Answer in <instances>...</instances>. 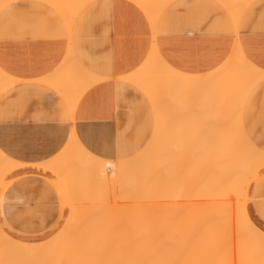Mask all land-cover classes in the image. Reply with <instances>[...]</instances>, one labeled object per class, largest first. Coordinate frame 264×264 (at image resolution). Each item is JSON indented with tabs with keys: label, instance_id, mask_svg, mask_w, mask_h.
I'll use <instances>...</instances> for the list:
<instances>
[{
	"label": "snow or ice",
	"instance_id": "obj_1",
	"mask_svg": "<svg viewBox=\"0 0 264 264\" xmlns=\"http://www.w3.org/2000/svg\"><path fill=\"white\" fill-rule=\"evenodd\" d=\"M117 7L111 0H31L4 6L7 15L0 32V64L9 63V47L13 43L22 46L30 36L35 37L37 27L48 29L49 38L60 41L62 47L66 44L67 54L44 78L60 99L57 110L45 113L40 105L26 101L13 111L0 113V185H7L0 194V214L4 217L0 264H264V0H260L258 29L254 3L210 0L200 5L215 14L218 25L208 33L201 29L202 39L195 51L197 57L206 59L207 67L195 72L167 59L159 29L148 11L152 6L143 0H136L135 7L144 12L152 36L145 33L143 37L146 55L130 69H122V56L117 55L111 37L107 42L105 38ZM85 31L89 41L103 44L104 55L93 59L89 54L87 62L76 61ZM216 46L222 49L219 56ZM15 78L8 69L0 71V95L5 99L14 91ZM69 85L105 89L104 104L85 109L79 99L67 103L63 89ZM209 109L215 110L214 118L224 130L213 142L194 134ZM82 120L96 122L89 125L87 139L78 125ZM189 122L192 127L185 131ZM132 129H138V143L129 151L127 136ZM178 133L185 155L195 158L204 153L206 175L225 160L238 161L243 169L242 174L236 170V179L230 184H214L204 193L208 200L226 201L217 213L220 220L214 231L205 232L194 222L190 234L178 242L175 257L161 255L151 260L135 255L111 258L88 245H73L74 258L65 262L58 257L68 251L67 244L61 247L67 225L63 229L57 225L38 240L24 238L31 233L21 226L38 210L36 206L52 202L56 196L75 201L74 169L71 164L58 166L74 145L81 160L94 159L102 149L123 163L133 153H146L163 137L176 138ZM37 150H45L48 158L42 163L25 162L27 154ZM150 163L149 156L145 166ZM29 168H43L51 176L43 185L26 180ZM99 194H104L103 189ZM14 195L19 197V208L11 207ZM193 241L200 243L194 247ZM185 254L191 258L184 259Z\"/></svg>",
	"mask_w": 264,
	"mask_h": 264
},
{
	"label": "crops",
	"instance_id": "obj_2",
	"mask_svg": "<svg viewBox=\"0 0 264 264\" xmlns=\"http://www.w3.org/2000/svg\"><path fill=\"white\" fill-rule=\"evenodd\" d=\"M29 2H31V0H0V32L3 31L4 25L6 23L7 14L5 12L4 6L8 4H25ZM64 2L104 3L105 0H64ZM111 2L118 7L115 9L112 27L110 29H105V38L107 42V37H111V43L116 46L117 55L122 56L120 66L122 69L127 70L130 69L132 65L138 60H140L142 55H146L143 37L145 33L148 37H151L152 28L147 23L144 12L135 7L136 0H111ZM143 2L152 6V8L150 7L148 9V11L153 16L159 29L160 39L162 41L167 59L173 64H177L182 67H189L194 72L199 69L206 68V59L197 57L195 50L199 46V42L202 39L201 29L203 28L204 33H208L209 29L218 25L215 14L209 12V10L203 7H200V5L210 2V0H155L154 2L153 0H143ZM246 2L254 3L257 6L255 10V20L258 29L261 11L259 8L260 0H246ZM67 11L69 14H71V10ZM35 31V37L30 36L22 46H17L13 43L8 49L10 62L6 64H0V71L8 69L9 71L16 74V78L12 82L14 91L9 93L10 98L5 99L2 95H0V113L4 112L5 110L13 111L17 104H22L26 101H31L36 105H40L45 113H47L49 110L55 111L58 109L60 99L56 93L51 91L44 78L48 75L50 70H54V64H57L60 60L64 59V56L67 54L66 44L62 47L60 41L49 38L47 35L49 30L44 27H37ZM87 35L88 34L85 31L83 33L85 39L77 47L75 54L76 61L83 60L87 62L89 54L93 57V59L100 58L104 55V52L102 51L103 44L97 46L95 43L87 39ZM85 45L87 48L86 50L82 51ZM216 47L217 56H219L222 54V49L220 46ZM2 52L3 50H0V54H2ZM226 77L227 74L224 78ZM193 86L196 87L200 85ZM64 92L65 94L68 93V98H70V100L73 98V100H81L85 109L89 107L99 108L105 102L106 90L97 89L95 86L91 88H81L77 85H69L64 87ZM66 96L67 95H65L66 102L71 103L72 100L69 102L70 100H68ZM208 111L205 114L206 116H204L202 119L204 122H207L210 119V121H208L210 123V127L209 129L207 127L206 130H210H207L209 134L211 131L218 133L219 131L216 132V128L217 130L220 129H218L219 121H217L218 125L216 124L217 122H215V120L212 121L215 122V124L212 123V125H216V128L215 126L212 127L211 125V119H215V110L209 109ZM212 111L214 112V116ZM207 115L209 116L207 117ZM206 118L209 119L207 120ZM203 121L200 123L202 124ZM208 122L206 125H208ZM93 123L96 122L90 120L78 121V125L81 128V134L85 135V139H87L86 133L91 131L89 125ZM190 124L184 125V128H186L184 129L185 131L191 129L192 125L188 126ZM200 126L203 127L202 129L204 130V124L198 125L195 129V133H197L196 135H199V133L200 135L202 134ZM197 128L198 130L200 129V131H198ZM213 128L215 129L214 131L211 130ZM206 130L204 131L207 134ZM112 132L115 134L114 124L112 125ZM205 133L203 132L204 135ZM218 134L221 135L220 132ZM204 135L203 137H205ZM212 135L215 136L214 134ZM200 137L202 138H200V140L208 142H213L216 140L215 138H217L215 137L213 139L211 136H208L205 139L202 136ZM166 138H170V140L172 139V137L167 136L162 138V140L165 139V141H167ZM177 138H179V135ZM177 138H174L173 141H171L172 143L174 142L173 145H175V143H181V140H179L180 138ZM170 140H168V143L170 146H172ZM158 142L160 143V141ZM127 143L129 144V151H132L138 143V129H132L128 133ZM162 143L164 142H161L160 147L167 150V146L169 147L167 142L164 144ZM179 145L181 146V144ZM91 147L95 148L96 146L91 144ZM156 147L158 149L159 145ZM177 147L178 144L175 147L176 150ZM171 148L172 147H170V149ZM174 149L170 150V152H183L181 151L182 148L180 151H176ZM179 149L180 148H178V150ZM166 150H161V152ZM98 151L99 153H104L102 149H99ZM153 152H156V150H153ZM46 158L48 157L45 150H37L35 153L29 152L26 156L25 162L38 163L43 162V160ZM186 168H188V166Z\"/></svg>",
	"mask_w": 264,
	"mask_h": 264
},
{
	"label": "bare ground",
	"instance_id": "obj_3",
	"mask_svg": "<svg viewBox=\"0 0 264 264\" xmlns=\"http://www.w3.org/2000/svg\"><path fill=\"white\" fill-rule=\"evenodd\" d=\"M155 0H153V2H154ZM160 2V1H159ZM147 3V2H146ZM155 3H157V2H155ZM154 4V3H153ZM155 5V4H154ZM152 8V7H151ZM70 11V10H69ZM64 90V89H63ZM67 93V92H66ZM64 95H67L66 96V98L68 99V100H70V98H68L69 96H68V93L67 94H65V92H64ZM74 99V98H73ZM73 99H71L72 100V102L74 101ZM71 100L69 101V102H71ZM213 110V109H212ZM208 111V110H207ZM208 112H210V111H208ZM213 112V111H212ZM212 114V113H211ZM206 116V115H205ZM209 115H207V117H208ZM213 116H214V112H213ZM213 116H211V117H213ZM210 118V117H209ZM208 118V119H209ZM207 119V118H206ZM207 119V120H208ZM206 120V121H207ZM215 120V122H217L218 120H216V119H211V125H212V123L213 124H215V122H212V121H214ZM201 121H203V120H201ZM208 121H210V119L208 120ZM207 121V122H208ZM207 122H204L203 121V123L201 124H199V125H203L204 124V126L206 125V123ZM188 124H190V122L188 123ZM217 125H218V122L216 123ZM209 125V126H208ZM208 125H206L205 127H204V130H206V128L208 127V129H209V127H210V123L208 122ZM219 125H220V122H219ZM188 126H191V124L190 125H188ZM215 126V128L217 127L216 125H212V127H214ZM187 127V126H186ZM200 128H201V133L203 134V132L205 133V131L202 129L203 127H201L200 126ZM220 128V129H219ZM184 129H186V128H184ZM188 129V128H187ZM207 129V130H208ZM218 129L219 130H217V128H216V132H220L221 133V135L220 134H218V133H215V132H210V134L208 133V131H210V130H206V132H207V134H209V135H207L206 133H205V137H203V135L201 134L200 135V133H199V135H196L197 133H195V135L196 136H198L199 138H201L200 136H202L203 138H205L206 139V137H208V136H211L213 139L215 138V137H217V138H215L216 140L217 139H219V137H222L223 136V134H224V130L219 126L218 127ZM197 130H198V128H197ZM196 130V131H197ZM211 130H215L214 128L213 129H211ZM186 131H188V130H186ZM198 131H200V129L198 130ZM223 133V134H222ZM212 134H214L215 136H213ZM217 134V135H216ZM178 135H179V133H178ZM177 135V136H178ZM219 135V136H218ZM165 137H167V136H165ZM165 137H163V138H165ZM177 138V137H176ZM173 139L174 138H172L171 140H170V138H166V140L167 141H165V139L164 140H162L164 143H166L167 142V144L169 145V143H168V140H170V143L172 144V146H170L169 145V147L167 146V148L168 149H170V147H172L170 150H172V149H174L176 146H177V144H178V147H177V150H176V148L174 149V150H176V151H180L181 150V148H182V150L181 151H183V147H182V143H175V145H173V143L171 142V141H173ZM177 139H179V138H177ZM202 139V138H201ZM208 139H210V138H208ZM213 139H211V140H213ZM160 140V143L159 142H157V143H155V145H153V147H151V149H149L150 150V152H153V150H156V152H157V154H159V156L158 155H156V152H153L154 153V156L156 155V157H157V160H156V157L154 158V156H153V159L151 160V162L153 161V164L155 163H157V165H152V163H150V165L149 166H145V161L144 160H146L149 156L151 157V155H145V153H144V155L141 153V155H143L144 157H142L140 154H139V156L137 157H135V158H133V159H129V160H127V161H129V162H127V161H124V162H127V163H129L130 165V167L132 168L131 170H130V175H133L134 176V178L136 179L137 177H138V179H134V181H135V184L136 185H134L133 184V187H132V185H131V187H132V189H134V190H130L129 191V189L131 188V187H127V184L129 183L128 181H125V179H126V177H125V179L123 178V176H122V178L124 179V181L125 182H122V183H126V187H125V190L127 189V191H128V193L129 194H127L128 196L130 195V192H131V196L130 197H128V196H126L125 198H127V199H125V200H127L129 203L128 204H126V206H124V207H126V208H122L121 210L122 211H118L117 213H116V217H117V214H121V216H119L120 217V220H118L119 218H116V220H114L115 219V217L113 218V216H111V217H108L109 218V220H111V222L109 223V220H107L108 221V224L107 225H105V226H103L104 225V222L103 221H100V222H102V224H99L98 226H97V224L95 223L96 221H94V219H92V221L91 220H89V221H85L84 219V221L83 220H81L80 218H81V216H84V214H85V216H86V214H87V216L89 215V213L91 212L90 210L91 209H89L90 207L88 206V204H85V206L87 205V210L88 211H85V213L83 214V215H81L82 213H83V211L84 210H86V209H84L83 208V206H84V204H83V206L81 205V202H82V200H80L81 199V197L83 198V200H84V202H85V199L86 198H88V194L85 196L83 193H87L88 191H85V189L86 188H88V187H86V185L87 186H89L91 183H93L94 182V184H95V180L97 179V180H106L107 181V179L109 180V181H111L110 179L111 178H113V175H114V177L115 176H117V175H115V174H120V172L119 173H116V171H118V168H120L121 166H127V165H125L124 163L123 164H121L120 162H117V163H113L112 164V162H108V161H105V162H108L107 163V165L105 166V168L103 167V166H100V164H98V163H96V164H98V165H96V164H94L95 162H91V163H89L88 164V162H87V166H84L85 167V169L83 170L82 169V162L79 160H76V161H73V160H75V159H72L71 160V162L73 163H71L70 162V160L69 161H67L68 162V164L70 163L71 165H76L77 163L79 164H77L76 166H78V167H74L73 169H74V172L76 173H74V175H72V180H73V182H74V184L75 185H77V198H76V200H75V203L73 202H70V204L72 203V208H73V206L75 207V205H77V207H78V203L80 204V206H79V209H82L83 208V211L82 210H79L80 211V214H79V212L78 213H76L77 214V217L78 216H80V221H79V219L76 217V215H75V221H76V219H77V221L75 222L74 220V223H72L71 224V222H70V225H69V229H68V231H67V233H66V236H65V238H64V241H62L61 242V247H64L65 246V244H67V246H68V251L63 255V256H61V257H58V258H60V259H63V260H65V262H67L68 260H70V259H72V258H74L73 256H72V254H71V247L73 246V245H88V246H90L91 248H93V249H95L99 254H101V255H104V256H106V257H111V258H120V257H122V256H124V257H130V256H133V255H135V256H137V257H139V258H142V259H149V260H151V259H156V258H159L161 255H170V256H173V257H175V255H176V252H175V249H176V246H177V244H178V242L180 241V240H182L183 238H185V237H187L189 234H190V229H191V226H192V224H193V222H201V220L203 219V221H205L204 220V216H205V213L207 212V209H208V215L207 216H205V218L207 217V220H206V222H208L209 220H208V217L210 216H213V215H211L212 214V212L216 215L220 210H221V208H222V206L223 205H221V203L219 202V201H221V200H215L214 201V203H216V204H213V203H211V204H208V207L209 208H207V209H204V207H203V209L202 210H198V211H196V209H193V210H191V209H187V207H186V209H185V207L184 208H182V210L183 211H185L184 213H183V211L182 210H179L180 211V213H181V211H182V215L181 214H179L178 212L179 211H177L176 213H178L179 214V217H175L176 215H178V214H176L175 213V216H173V214H171V213H169V212H167V210L168 209H166V208H169L168 206L165 208V209H160L161 211H159V207H158V205H157V200L159 201L160 199H173V200H171V201H169V200H165V201H169V202H172V201H174L175 200V198H177V200H178V198H183V200H187L188 199V196L190 195V194H194L195 192L197 193V191H196V189H194V192H193V187L195 188L196 186H198V187H196L197 189H199V187L201 186V182H204V181H206V179H207V177H208V182H210L211 183V181H209V180H211V177L209 178V176L210 175H208L206 178H204L200 183H198V185H197V180L199 181L200 179H201V177L203 176V175H205V174H202V172L204 173V171L201 169V168H203V167H200V164H199V167H198V172H192V170L194 171L195 170V165L192 163L193 162V160H194V158H192V157H194L192 154H187V155H185L184 153H180L179 155H178V153H175V154H177L176 156H175V158H173V155L172 154H174L173 153V151H172V153H170V150H166L165 148L163 149V148H161L160 147V144H161V141ZM180 140V139H179ZM179 140H177V141H179ZM176 141V140H175ZM180 142V141H179ZM164 143H162V144H164ZM179 144H181V146L179 145ZM159 145V147H158V149H157V147L156 146H158ZM180 146V147H179ZM165 147H166V145H165ZM174 147V148H173ZM159 148H161V149H159ZM178 148H180L179 150H178ZM149 150H148V152H149ZM159 150V151H158ZM161 150L163 151V150H166V151H164V152H161ZM149 152V153H150ZM160 152V153H159ZM169 152V153H168ZM147 153V152H146ZM152 153V154H153ZM166 153V154H165ZM202 153V152H201ZM170 154L172 155L171 157H170ZM183 154V155H182ZM166 155H168V156H166ZM185 155V156H184ZM192 155V156H191ZM202 156L201 157H204L203 155H204V153L203 154H201ZM160 156H161V159H160ZM162 156H163V158H162ZM165 156H166V158H165ZM179 156H181V157H179ZM186 157L185 158V163H187V164H185L183 161V159H184V157ZM198 156V155H197ZM196 156V157H197ZM139 157H142V159L141 158H139ZM145 157H147V158H145ZM183 157V158H182ZM195 157V158H196ZM200 157V156H199ZM170 158V160H168V159ZM188 158V160H186ZM68 159V158H67ZM78 159V158H77ZM136 159H137V161H139V162H137L136 161ZM174 160V161H171V160ZM177 159H179V160H183L182 162H183V166H185V165H187L188 166V168H189V170H188V168H186L187 166H185L184 168H183V166L182 165H180L181 164V161H179L178 162V160ZM193 159V160H192ZM199 159H202L203 160V158H199ZM144 162H143V161ZM159 160L161 161V162H163V164L161 163V162H159ZM165 160H166V162H165ZM175 160H176V162H175ZM141 161V162H140ZM167 161H169L170 163L168 164L167 163ZM189 161V162H188ZM77 162V163H76ZM81 164H80V163ZM90 162V161H89ZM172 162V163H171ZM190 162H191V164H193L194 165V167L192 168L190 165ZM200 162V161H199ZM224 162V161H223ZM223 162H222V164H223ZM229 162V161H228ZM227 162V160L224 162V164L223 165H225V163H228ZM233 162H235V163H233ZM111 163V164H110ZM118 163H120L121 164V166L119 167L118 165ZM126 163V164H127ZM142 163V164H141ZM144 163V164H143ZM174 163V164H173ZM180 163V164H179ZM195 163V162H194ZM230 163H232V166L230 167L228 164V169H227V171H223V169H221L223 166H222V164L220 163L219 165L221 166V168L219 167V165L218 166H216L215 167V171L217 172L218 171V173H216L215 171H213L214 173H211V175L213 174V175H216V176H213V178H216V183L217 184H219L220 183V181H222V179H223V181L225 180V183H228L230 180V182H232V181H234L235 179H236V170L237 169H239V171H240V173L243 171V169H242V167L240 166V164H239V162L238 161H233L232 160V162H230ZM229 163V164H230ZM93 165V166H91V165ZM118 164V165H117ZM159 164H162L161 165V167H160V165ZM166 164V165H165ZM177 164V165H176ZM179 164V165H178ZM195 164H198V163H195ZM202 164H203V161H202ZM201 164V165H202ZM60 165V164H59ZM103 165V164H102ZM105 165V164H104ZM113 165L114 166H116L117 165V167L118 168H113ZM133 165V166H132ZM139 167H138V166ZM143 165V166H142ZM170 165V166H169ZM174 165V166H173ZM234 165V166H233ZM88 166H89V168H88ZM91 166V167H90ZM137 166V167H136ZM153 166V167H152ZM158 166H159V171L156 169V167L158 168ZM164 166H166V167H164ZM226 166V165H225ZM2 167V166H1ZM63 167H64V165H63ZM73 167V166H72ZM79 167H81V170H80V168ZM83 167V168H84ZM110 167L111 168H113V169H117V170H111L110 169ZM143 169H142V168ZM148 167H149V169H148ZM179 167V168H178ZM233 167H236L235 169L233 168ZM89 170H88V169ZM92 168V169H91ZM123 170H125L126 168H123V167H121ZM137 168H138V171H137ZM140 168V169H139ZM154 168V169H153ZM164 168H165V170H164ZM171 168H174V170H173V172H172V169ZM175 168H178V171H177V169H176V172H179V170H180V172L182 171V169H183V171H182V173H177V176L175 175L176 174V172H175ZM182 168V169H181ZM192 168V169H191ZM220 168V171L218 170ZM230 168H233V169H231L232 171H230ZM82 172V171H84V173L82 172V174H84V175H82V177H85L86 176V174H87V176L85 177L86 178V180H83L84 181V183H83V185L81 184V182H83V181H79L77 178H78V176L81 174V172L79 171V170ZM88 171H87V170ZM121 169V170H122ZM129 169V168H128ZM127 169V170H128ZM141 169H142V171H141ZM147 171H145V170ZM187 169V170H186ZM217 169V170H216ZM86 170V171H85ZM120 170V169H119ZM133 170V171H132ZM153 170H155V171H157V172H159V173H162L163 171V173L162 174H164V175H162V174H160V175H162V176H164V177H166V180H165V178H161L160 177V175H159V173H158V175H155L156 173H154V175H152V176H150V174H152L154 171ZM162 170V171H161ZM202 171V172H199V171ZM230 172H229V171ZM233 170H235V171H233ZM94 173H93V172ZM136 171V172H135ZM144 171V172H143ZM152 171V172H151ZM168 171V172H167ZM170 171V172H169ZM185 171H188V173L186 174V172ZM195 171H197V167H196V170ZM86 172H88V173H86ZM115 172V173H114ZM123 172V171H122ZM122 172H121V174H122ZM131 172H132V174H131ZM151 172V173H150ZM190 172H192V173H190ZM222 172V173H221ZM229 172V173H228ZM232 172V173H231ZM233 172H234V174H233ZM50 173V172H49ZM124 173H126L127 174V171H125ZM137 173V174H136ZM170 173V174H169ZM172 173H174V175L172 174ZM193 173H197L195 176H198V174H199V176L198 177H200V175H201V177H200V179L198 178V179H196L195 178V176H192V174ZM216 173V174H215ZM88 174H93L92 175V177L91 176H89V177H91V178H89L88 177ZM120 174V175H121ZM146 174H147V176H146ZM178 174H179V177H178ZM183 176H182V175ZM187 175L188 176V178H190V181H189V179L187 178V176H185V175ZM189 174V175H188ZM220 174H222V175H220ZM223 174H224V177H223ZM232 174L234 175V176H232ZM242 174V173H241ZM75 175H77V176H75ZM130 175H126L128 178L127 179H130L132 176H130ZM136 175V176H135ZM170 177H169V176ZM229 175H231V177H229ZM95 176H96V179H95ZM140 176V177H139ZM143 176V177H142ZM145 176V177H144ZM149 176V178L147 179L146 177H148ZM154 176H157V177H154ZM159 176V177H158ZM218 176V177H217ZM219 176H221L220 178H219ZM226 176H228V177H226ZM80 177H81V175H80ZM79 177V178H80ZM117 177H119V176H117ZM176 177V178H175ZM183 177V179H182V181H181V178ZM192 177H194V181L192 182ZM205 177V176H204ZM223 177V178H222ZM226 177V178H225ZM233 177H235V179L234 180H232V178ZM90 180H89V179ZM116 178V177H115ZM155 178V179H154ZM160 178V179H159ZM170 178H171V180H170ZM180 178V179H179ZM203 178V177H202ZM217 178H218V180L219 179H221V180H219L218 182H217ZM227 178H229L230 180H227ZM78 180L79 182H77L76 181V183H75V181L74 180ZM82 179V178H81ZM84 179V178H83ZM93 179V181L91 182V180ZM95 179V180H94ZM118 179H121V178H118ZM123 179H122V181H123ZM126 179V180H127ZM144 179H145V182H146V180H150V182H144ZM161 179H163V180H161ZM167 179H169L168 181H167ZM178 179V180H177ZM96 180V181H97ZM112 180H115V183L117 182L116 181V179H112ZM131 180H132V178H131ZM131 180H130V182H131ZM157 182H155V181ZM161 180V183L160 182H158V181H160ZM184 180V181H183ZM189 181V182H187L186 183V181ZM196 180V181H195ZM226 180H227V182H226ZM89 181V182H88ZM106 181H104V182H106ZM154 181V182H153ZM171 181V183H168V182H170ZM172 181H174L175 183H174V185L172 184ZM86 182H87V184H86ZM98 182V181H97ZM104 182H100V184L101 183H103V184H106V183H104ZM108 182V181H107ZM121 182V181H120ZM164 182L166 183L165 185L166 186H164V185H162V184H164ZM183 182V183H182ZM192 182V184L194 183L196 186H193L192 188H190L191 186H192V184H191V186H190V183ZM213 182H215V179H214V181ZM212 182V183H213ZM229 182V183H230ZM80 184V186L78 185V184ZM89 183V184H88ZM110 183V182H109ZM112 183H114V182H112ZM111 183V184H112ZM132 183H133V181H132ZM140 183V184H139ZM144 183V184H143ZM148 183V184H147ZM151 183V184H150ZM159 183V184H158ZM177 183H178V185L180 186L181 184H182V186L179 188V186L177 185ZM180 183V184H179ZM184 183H186V184H184ZM206 183V182H205ZM202 184L203 186H204V188H203V191H204V189H205V185L206 184H209V183H206V184ZM215 183V184H216ZM225 183H223L222 182V185H225ZM228 183V184H229ZM103 184H102V186H103ZM119 184V183H118ZM143 184V185H142ZM152 184H154V185H152ZM155 184H158L157 186L155 185ZM162 185V186H159V185ZM187 184H189V185H187ZM116 185V184H115ZM130 185V184H129ZM140 185V186H139ZM147 185V186H146ZM169 185V186H168ZM171 185H172V188H173V190H172V188H171ZM176 185H177V187L179 188V189H183V188H185L186 190H184V191H186V193L185 192H181L182 191V189H181V191L179 192L178 191V193L180 194V195H177L178 193H176V190H178V188L176 187ZM185 185V186H184ZM211 185V184H210ZM214 185V184H213ZM1 186V185H0ZM3 186V185H2ZM5 186V185H4ZM91 186V185H90ZM90 186H89V188H90ZM93 186V185H92ZM91 186V187H92ZM96 186V185H95ZM94 186V187H95ZM101 186V187H102ZM105 187H106V185H104ZM108 186V185H107ZM113 186V185H112ZM111 186V187H112ZM142 186H143V188H142ZM146 186V187H145ZM151 186H152V188H151ZM154 186H155V188H154ZM168 186V187H167ZM174 186V187H173ZM189 186V187H188ZM202 186V187H203ZM208 185H206V187H207ZM78 187H80L79 189H78ZM84 187H86L85 189H83ZM148 187V188H147ZM151 189H150V188ZM159 187V188H158ZM164 187V188H163ZM188 187V188H187ZM1 188V187H0ZM96 188V187H95ZM97 188H99L98 186H97ZM108 188V187H107ZM117 188V187H116ZM138 188V189H137ZM141 188V189H140ZM144 188H146L145 190H146V192H144ZM157 188V189H156ZM168 188H169V190H168ZM192 189V192L193 193H191V191H188V189ZM113 189V188H112ZM120 189V188H119ZM124 188H122V190H123ZM136 189V190H135ZM154 189H155V191L157 192V193H154L155 191H154ZM158 189H159V191H158ZM189 189V190H190ZM201 190H202V188H200ZM209 189V186L207 187V190ZM87 190V189H86ZM100 190H101V188H100ZM104 191H107V190H105V188L103 189ZM111 190V189H110ZM116 190V189H115ZM125 190H123V191H121V190H119V192L121 191V192H123V193H125L126 191ZM141 192H140V191ZM150 190V191H149ZM164 190V191H163ZM84 191V192H83ZM95 191V190H94ZM99 191V190H98ZM108 191H109V188H108ZM125 191V192H124ZM133 191V192H132ZM136 192V194H135V192ZM149 191V192H148ZM169 191V193H171L170 195H169V193H166V192H168ZM171 191H173V192H171ZM96 192V191H95ZM94 192V193H95ZM120 192V193H121ZM138 192H140V194L138 193ZM142 192H143V194H142ZM152 192V194H151V196L149 195L150 193ZM175 192V193H174ZM188 192H190V194L188 195ZM205 192V191H204ZM89 193L90 194H92L90 191H89ZM127 193V192H126ZM145 193V194H144ZM161 195H159V194ZM163 193V194H162ZM166 193V194H165ZM173 193V194H172ZM181 193H183V194H181ZM185 193V194H184ZM195 193V194H196ZM201 193H203L202 191H201ZM80 194V195H79ZM108 194V193H107ZM134 194V195H133ZM176 194V195H175ZM198 194V195H197ZM196 194V196H194V197H197V196H201V195H199L200 194V192L199 193H197ZM204 194V193H203ZM106 195V194H105ZM115 195V194H114ZM138 195V196H137ZM147 195H149V196H147ZM163 195V196H162ZM166 195V196H165ZM97 195H95V200L97 199V197H96ZM157 196V197H156ZM80 197V201L78 200V198ZM84 197H86V198H84ZM93 197V196H92ZM106 197H108V195H106L104 198H106ZM190 198H192L191 196H189ZM194 197H193V199H194ZM202 197V196H201ZM89 198H91V196L89 197ZM88 198V199H89ZM103 198V197H102ZM199 198V197H198ZM198 198L196 199L195 198V200H198ZM98 199H100V198H98ZM107 199V198H106ZM124 199V198H123ZM199 199H201V198H199ZM203 199H204V197H203ZM78 200V201H77ZM93 200V199H92ZM104 200V199H103ZM108 200V199H107ZM206 200H208V199H206ZM89 201V200H88ZM101 201H102V199H101ZM162 201H164V200H162ZM164 201V202H165ZM217 201V202H216ZM223 201V200H222ZM76 202H78L77 204H76ZM104 202H106V203H104L105 205L107 204V201H105L104 200ZM121 202V201H120ZM123 202V201H122ZM121 202V203H122ZM168 202V203H169ZM209 202H211V201H209ZM69 203V202H68ZM87 203V202H86ZM97 203V202H96ZM94 203L93 205H95V206H97V204L99 205V203ZM102 203V202H101ZM115 203V202H114ZM114 203H112L111 205H110V207H112L113 208V204ZM69 204V205H70ZM75 204V205H74ZM200 204H202V205H205V204H203V203H200ZM219 206H218V205ZM89 205H90V203H89ZM196 205V204H195ZM213 205V207H211ZM221 205V206H220ZM70 206V207H71ZM84 206V207H85ZM94 206V208H96V209H99L98 207H95ZM104 206V205H103ZM103 206H101V207H103ZM107 206L109 207V205L107 204ZM107 206H105L106 207V210H107ZM115 206V205H114ZM119 206V205H118ZM164 206H166L165 204H164ZM93 207V206H92ZM99 207H100V205H99ZM104 207V208H105ZM120 207V206H119ZM163 207V206H162ZM198 207H201V206H197V208ZM211 207V208H210ZM93 208V210L95 211L96 209H94ZM103 208V209H104ZM118 208V207H117ZM170 208H172V207H170ZM169 208V210H171ZM189 208V207H188ZM190 208H192V206L190 207ZM195 208V207H194ZM212 208H214L213 210H212ZM215 208H217V209H215ZM78 209V208H77ZM76 207H75V209H73V210H75V212H77L76 210ZM116 209V208H115ZM118 209H120V208H118ZM176 209V208H175ZM201 209V208H200ZM100 210H101V208H100ZM173 210V209H172ZM205 212H204V211ZM212 210V211H211ZM215 210V211H214ZM97 211V210H96ZM95 211V212H96ZM103 210H101V212H102ZM110 211H112V209H109L107 212H110ZM191 211H193L192 212V214H191ZM200 211H201V213H202V211L204 212V214L202 215L201 213H200ZM87 212V213H86ZM89 212V213H88ZM94 212V213H95ZM98 212H99V210H98ZM97 212V213H98ZM100 212V213H101ZM114 211H112V212H110V213H113ZM173 212H175L174 210H173ZM199 214H198V213ZM210 212H211V214H210ZM92 213V212H91ZM115 213V212H114ZM114 213H113V215H114ZM193 213H194V215H197V216H195V218L196 219H193V217H194V215H193ZM195 213H197V214H195ZM79 214V215H78ZM103 215H104V218H105V216L106 215H108V213H106L105 212V214L104 213H102ZM102 214H100V215H102ZM159 214H161V216H162V218L160 219L159 218ZM201 214V215H200ZM100 215H98L99 217H100ZM112 215V214H111ZM84 216V217H85ZM92 216V215H91ZM93 216H94V214H93ZM109 216V215H108ZM202 216V217H201ZM218 217H219V215H217ZM217 216H214V218H215V220L216 221H218L219 222V220H220V217H219V220H218V218H216ZM73 217H74V215H73ZM72 217V218H73ZM103 217V216H102ZM88 218H90V217H88ZM114 220V221H112V219ZM202 218V219H201ZM74 219V218H73ZM212 220H210V221H212V222H208V223H206V224H208L207 226H206V224H205V226H204V228H203V230L205 231V232H212V231H214V229H215V226L217 225V223H213V222H216V221H214V219L213 218H211ZM88 220V219H87ZM105 220V219H104ZM71 221V220H70ZM99 221H98V223H99ZM192 222V223H191ZM201 224V223H200ZM211 224V225H210ZM213 224L215 225V226H213ZM102 225V226H101ZM204 224H202V226H203ZM212 226V227H211ZM199 241H193V245H194V247H196V246H198L199 245ZM184 259H187V258H191L190 257V255L189 254H185V256L183 257Z\"/></svg>",
	"mask_w": 264,
	"mask_h": 264
},
{
	"label": "rangeland",
	"instance_id": "obj_4",
	"mask_svg": "<svg viewBox=\"0 0 264 264\" xmlns=\"http://www.w3.org/2000/svg\"><path fill=\"white\" fill-rule=\"evenodd\" d=\"M152 153H153V152H150V153L147 152V153H145V155H151V158L153 159L154 153H153V154H152ZM159 153H160V152H159ZM168 153H169V152H168ZM170 153H172V152H170ZM173 153H174V154H175V153H178V155H179L181 152H173ZM182 153H184V152H182ZM142 154L144 155V153H142ZM165 154H166V153H165ZM201 154H203V152L200 153L198 156L196 155V156H197V157L195 156L196 158L192 157V158H194V160L192 159V160H193L192 163L195 165V167H194L193 164H191V162H190V164H191L190 166H191L192 168L194 167L195 170H196V167H197V171H195V170L193 171V170H192V172H198L199 164H200V167H202L201 164H202V161H203V160H202V159H199V158H203V157H201V156H202ZM140 155H141V154H140ZM143 155H141V156L144 157ZM152 155H153V156H152ZM156 155L159 156V154H157V152H156ZM156 155L154 156V158L156 157ZM176 155H177V154H175V156H176ZM178 155H177V156H178ZM180 155H181V154H180ZM182 155H183V154H182ZM192 155H193V154H192ZM192 155H191V156H192ZM136 156L138 157L139 155L133 153V157H132L131 159L135 158ZM166 156H168V155H166ZM166 156H165V158H166ZM171 156H172V155L170 154V157H171ZM184 156H185V155H184ZM184 156H183V157H184ZM199 156H200V157H199ZM203 156H204V155H203ZM142 157H139V158L142 159ZM179 157H181V156H179ZM183 157H182V158H183ZM186 157H187V156H186ZM186 157H184V159H183L184 161L182 160L184 163L186 162V161H185V158H186ZM67 158H68V159H67ZM77 158H78V159H77ZM145 158H147V157H145ZM162 158H163V156H162ZM72 159H75V160H73V161H76V160L79 161V160H80V161L82 162V165H83V166H82V169H83V170L85 169L84 166H87V162H88V164H89V163H91V162L93 163V162L96 161L94 164L98 163V164H100V166H103L104 168H105V166L107 165L108 162H112V164H113V163L120 162L119 159H117V158H113V157H112V154H105V153H99V155L95 156V158L92 159V160H90V162H89V160H81L80 157H79V152H78V150L76 149V147H75V145H74V146L69 150V152L67 153L66 159H65L64 161H61V162L59 163L60 165H58V166H59V167H63V165H64V167H65V165L68 164L67 161L70 160V162H71ZM152 159H151V160H152ZM160 159H161V156H160ZM167 159H168V158H167ZM127 160H129V159H126L125 161H127ZM156 160H157V157H156ZM168 160H170V158H169ZM177 160H178V162L181 161V160H179V159H177ZM186 160H187V159H186ZM86 161H87V162H86ZM105 161H108V162H105ZM136 161H137V159H136ZM142 161H143V160H142ZM144 161H145V160H144ZM144 161H143V162H144ZM153 161H154V160H153ZM153 161L151 162L152 165L155 164V163L153 164ZM171 161H174V160L172 159ZM182 161H181V164H180V163H179V164L183 166L184 164H183ZM199 161H200V162H199ZM225 161H226V160H225ZM225 161H224V162H225ZM233 161H234V160H233ZM127 162H129V161H127ZM127 162H123V163H124L125 165H127V166H121V164H123V163H121V162H120L121 164H120V163H118L119 165L117 164L119 167L121 166V167H123V168H126L125 170H123L121 167L118 168L117 165H116V166L113 165V168H118V171H116V173H119V172H120V174H121V172L123 171L121 175H120V174H115V175H117V176H119V177L115 176V177H116V178H115L114 175H113V178L110 179L111 181H109L108 179H107L108 182H107L106 180H101L102 182L106 181V182H104V183H106V184H103V183L100 184L101 181H100V180H97L98 178L96 179V176H95V179H96L98 182L94 179V180H95V184H94V182L90 184L91 186L93 185L92 187L89 185V186H90V188H89V186L86 185V187H88V188H86V187L83 188V189L86 188L87 190L85 189V191H88L87 193H83V194H84V195H85V194H86V195L88 194V195H87L88 198H89L90 196H91V198L88 199V198H86L87 196L85 195V196H86V197H84V198H86V199H85V202H84V200H83L82 197H81V199H80V197H79L78 200H79V199L82 200V202L79 200V201L81 202V205H82V206H83V204H84V206H85V204H88V206L90 207L89 209H91L90 211H91L92 213H91V212H90V213L88 212V213H89L88 216H87V214H86V216H85V214H84L85 211H88V210H89V209L87 210V205H86L85 207L83 206V208L86 209V210L83 211V208H82V209H79L80 204H79L78 202H76V204L78 203V207H77V205H75V204H74V205H75L76 209H77V208H78V209L76 210L77 212H75V210H73V209H75V207L73 206V208H72V206H71L73 202L70 204L69 201H67V200L62 201L61 198H60L59 196H56L55 199H54V201L49 202V203L44 204V205H38V206H36V207L38 208V210H35L33 215H29V216L27 217V221H26V223H25L24 225H22L21 227L23 228V230H24L26 233H31V235H27V236H25L24 238H25V239H28V240H38V236H39V235H45V236L48 235V233L51 232L53 229H55V228L57 227V225H59L61 229H63V228L65 227V225H67V227H68V229H69L70 222H71V224L74 223V221H75V215H76V217H77V214H76V213L79 212V214H80V211H79V210H82V211H83V213H82L81 215L84 214L85 217H84V216H81V218H80V216H78V217H77L78 219H79V218H80L81 220L84 219L85 221H89V220L92 221V219H94V221L97 220V221L95 222V223L97 224V226H98L99 224H102V222H100V221H103V222H104V225L102 224L103 226L107 225V224H108V221H107V220H109L108 217H111V216H113V218L115 217L114 220H116V218H119L118 220H120V217H119V216H121L122 213H121V214H117V217L115 216L116 213H117L118 211L120 212V211H122L124 208H126V207H124V206H126V204L129 203L127 200H125V199H127V198H125V197L128 196L127 194H129L128 191H127L128 188L125 190V187H126V183H127V182H126V183H122V182L128 181L129 183L127 184V187H131V185H132V187H133V184L136 185V184H135V181H134L135 178H134V176H133L134 174H133V175H130V174H129V173H130V170L132 169V168L129 166V165H130V164H129L130 162H129V163H127ZM137 162H139V161H137ZM140 162H141V161H140ZM154 162H155V161H154ZM159 162H161V161L159 160ZM165 162H166V160H165ZM175 162H176V160H175ZM194 162H195V163H198V164H195ZM222 162H223V161H222ZM222 162H221V164H222ZM224 162H223V164H224ZM227 162H228V160H227ZM230 162H232V160L229 161L228 163H225L226 166L222 164L223 167L221 168L220 165H219V167H220L221 169L224 168L223 171H227V169H228L227 166H228V165H229L230 167L232 166V163H230ZM38 163H42V162H38ZM71 163H72V162H71ZM76 163H77V162H76ZM79 163H80V162H79ZM126 163H127V164H126ZM161 163L163 164V162H161ZM167 163L169 164L170 162L167 161ZM171 163H172V162H171ZM176 163H177V162H176ZM229 163H230V164H229ZM233 163H235V162H233ZM69 164H70V163H69ZM72 164H73V163H72ZM77 164H78V163H77ZM77 164H76V165H77ZM80 164H81V163H80ZM98 164H96V165H98ZM102 164H103V165H102ZM104 164H105V165H104ZM110 164H111V163H110ZM141 164H142V163H141ZM143 164H144V163H143ZM162 164H159L160 167H161ZM173 164H174V163H173ZM179 164H178V165H179ZM185 164H186V163H185ZM227 164H228V165H227ZM76 165H72L73 168H74V167H78V166H76ZM78 165H79V164H78ZM90 165H91V164H90ZM155 165H157V163H156ZM165 165H166V164H165ZM176 165H177V164H176ZM1 166H2V167H1ZM91 166H93V165H91ZM91 166H90V167H91ZM98 166H99V165H98ZM132 166H133V165H132ZM137 166H138V165H137ZM137 166H136V167H137ZM139 166H140V165H139ZM139 166H138V167H139ZM142 166H143V165H142ZM169 166H170V165H169ZM173 166H174V165H173ZM185 166H186V165H185ZM185 166H183V168H184ZM233 166H234V165H233ZM83 167H84V168H83ZM152 167H153V166H152ZM164 167H166V166H164ZM79 168H80V170H81V167H79ZM88 168H89V166H88ZM88 168H87V169H88ZM113 168L110 167L111 170H112ZM128 168H129V169H128ZM141 168H142V167H141ZM178 168H179V167H178ZM178 168H175V172H176V169H177V171H178ZM192 168H191V169H192ZM220 168L218 169L219 171H220ZM233 168L235 169L236 167H233ZM233 168H230V171H232L231 169H233ZM2 169H3V163L0 162V170H2ZM87 169H86V170H87ZM91 169H92V168H91ZM119 169H120V170H119ZM121 169H122V170H121ZM127 169H128V170H127ZM139 169H140V168H139ZM142 169H143V168H142ZM142 169H141V171H142ZM148 169H149V167H148ZM153 169H154V168H153ZM156 169L159 171L161 168L159 169V166H158V168L156 167ZM171 169H172V172H173L174 168H171ZM181 169H182V168H181ZM184 169H185V168H184ZM201 169L203 170V168H201ZM214 169H215V168H214ZM214 169H213V171H215ZM78 170H79V169H78ZM80 170H79V171H80ZM86 170H85V171H86ZM88 170H89V169H88ZM88 170H87V171H88ZM113 170H117V169H113ZM144 170H145V169H144ZM164 170H165V168H164ZM186 170H187V169H186ZM216 170H217V169H216ZM22 171H23V170H22ZM125 171H127V174L124 173ZM132 171H133V170H132ZM137 171H138V168H137ZM145 171H146V170H145ZM153 171H154V172H153L152 174H150V176L154 175V173H156L155 175H158V173L160 172V171L157 172V171H155V170H153ZM161 171H162V170H161ZM182 171H183V169H182ZM182 171L180 172V170H179V172H176L175 175L177 176V173L180 174V173H182ZM228 171H229V170H228ZM230 171H229V172H230ZM233 171H235V170H233ZM80 172H81V171H80ZM82 172L84 173V171H82ZM82 172H81V174H80L81 177H80V175H79L78 178H77L80 182L83 181V180H86L85 177L87 176V174H86L85 177H82V175L85 174V173L82 174ZM92 172H93V171H92ZM128 172H129V173H128ZM135 172H136V171H135ZM143 172H144V171H143ZM146 172H147V171H146ZM151 172H152V171H151ZM151 172H150V173H151ZM163 172H164V171H163ZM163 172H162V173H163ZM167 172H168V171H167ZM169 172H170V171H169ZM185 172H186V174H187L188 171H185ZM192 172H190V173H192ZM199 172H202V171L200 170ZM215 172H216V171H215ZM229 172H228V173H229ZM235 172H236V171H235ZM74 173H75V172H74ZM86 173H88V172H86ZM93 173H94V172H93ZM114 173H115V172H114ZM162 173H159V175L162 174ZM212 173H214V172H212ZM216 173H218V171H217ZM216 173H215V174H216ZM221 173H222V172H221ZM231 173H232V172H231ZM241 173H242V172H241ZM75 174H76V173H75ZM131 174H132V172H131ZM136 174H137V173H136ZM169 174H170V173H169ZM172 174L174 175V173H172ZM179 174H178V177H179ZM194 174H195V173H193L192 176H195L197 173H196L195 175H194ZM199 174H200V173H199ZM199 174H198V176H199ZM202 174H205V173L202 172ZM202 174H201V175H202ZM233 174H234V172H233ZM233 174H232V176H234ZM73 175H74V174H73ZM92 175H93V174H91V175L88 174V177H89V176L92 177ZM126 175H127V176H128V175L132 176V177H131L132 180H131V178H130V179H127L129 176L127 177ZM162 175H164V174H162ZM162 175H160V177H161ZM181 175H182V174H181ZM184 175H185V174H184ZM201 175H200V177H201ZM209 175H210L209 178L211 177V180H209V181H211V183L207 181V180H208V177H207L208 175H206V174L203 175V176H202L203 178L201 177V179H200V177L195 176L196 179H198V178L200 179L199 181L197 180V185H198V183H200L204 178L207 177L206 181L201 182V183L204 184V183L206 182V183H209V184H206V183H205V184L208 185L209 187L213 186V184L216 183V178H213V176H216L217 174H216V175H213V174L211 175V174H209ZM220 175H222V174H220ZM50 176H51V172H50V173H49V172L46 173V172L44 171L43 168H36V169L29 168V169H27L26 180H31V181H34V182L38 181L41 185H43V184L45 183L46 179H47L48 177H50ZM75 176H77V175H75ZM122 176H123L124 179H125V177H126L127 180L125 179V181H124V179L122 178ZM135 176H136V175H135ZM146 176H147V174H146ZM168 176H169V175H168ZM170 176H171V175H170ZM170 176H169V177H170ZM182 176H183V175H182ZM185 176H187V175H185ZM204 176H205V177H204ZM79 177H80V178H79ZM91 177H89V178H91ZM93 177H94V176H93ZM93 177H92V178H93ZM139 177H140V176H139ZM142 177H143V176H142ZM144 177H145V176H144ZM154 177H157V176H154ZM158 177H159V176H158ZM217 177H218V176H217ZM220 177H221V176H219V178H220ZM223 177H224V174H223ZM223 177H222V178H223ZM226 177H228V176H226ZM226 177H225V178H226ZM229 177H231V175H229ZM72 178H73V177H72ZM72 178H71V179H72ZM81 178H82V179H81ZM83 178H84V179H83ZM89 178H88V179H89ZM118 178H121V179H118ZM133 178H134V179H133ZM146 178L148 179L149 176L146 177ZM161 178H165V180H166V177H164V176H162ZM175 178H176V177H175ZM187 178H188V176H187ZM190 178H191V177H190ZM190 178H189V181H190ZM112 179H116L117 182L115 183V180H112ZM122 179H123V181H122ZM136 179H138V177H137ZM136 179H135V180H136ZM154 179H155V178H154ZM159 179H160V178H159ZM179 179H180V178H179ZM182 179H183V177L181 178V181H182ZM193 179H194V177H192V179H191L192 182L194 181ZM214 179H215V182H213ZM223 179H224V178H223ZM223 179H222V181H220V183H219L218 181L221 180V179L218 180V178H217V182H218L219 184H222V182L225 183V180L223 181ZM234 179H235V177L232 178V180H234ZM78 180L75 179V180H74L75 183H76V181L79 182ZM89 180H90V179H89ZM130 180H131V182H130ZM161 180H163V179H161ZM161 180L158 181V182L161 183ZM168 180H169V179H167V181H168ZM170 180H171V178H170ZM177 180H178V179H177ZM227 180H230V179L227 178ZM227 180H226V182H227ZM86 181H87V180H86ZM92 181H93V179L91 180V182H92ZM120 181H121V182H120ZM132 181H133V183H132ZM136 181H137V180H136ZM147 181H148V180H146V182H147ZM154 181H155V180H154ZM154 181H153V182H154ZM183 181H184V180H183ZM187 181H188V180H187ZM187 181H186V183H187ZM195 181H196V180H195ZM230 181H231V180H230ZM230 181H229V182H230ZM80 182H79V183H80ZM88 182H89V181H88ZM109 182H110V183H109ZM112 182H114V183H112ZM144 182H145V179H144ZM146 182H145V183H146ZM148 182H150V180H149ZM155 182H156V181H155ZM192 182L190 183V186H191ZM212 182H213V183H212ZM229 182H228V183H229ZM83 183H84V181L81 182L82 185H83ZM111 183H112V184H111ZM118 183H119V184H118ZM156 183H157V182H156ZM168 183H171V181L168 182ZM174 183H175V182L172 181V184H173V185H174ZM182 183H183V182H182ZM186 183H184V184H186ZM228 183H225V186L228 185ZM230 183H231V182H230ZM230 183H229V184H230ZM77 184H78V183H77ZM86 184H87V182H86ZM88 184H89V183H88ZM102 184H103V186H102ZM115 184H116V185H115ZM129 184H130V185H129ZM139 184H140V183H139ZM143 184H144V183H143ZM143 184H142V185H143ZM147 184H148V183H147ZM150 184H151V183H150ZM158 184H159V183H158ZM158 184H155V185L157 186ZM165 184H166V183L164 182V184H162V185L166 186ZM179 184H180V183H179ZM202 184H201V186L199 187V189L196 188V187H198L199 185L196 186L194 183H193L192 186L190 187V188H192L193 186H196L195 188H194V187L192 188V189H193V192H194V189H196V191L198 190L197 193L200 192L199 195H201L202 197H201V196L194 197V196H196V194H197L196 192H195L196 194H195V193H194V194H190V192H188V195L190 194L189 196H191L192 198H190V197L188 196V199H187V200H183V198H182V199H181V198H178V200H177V198H175L174 201L169 202V201H171V200H173V199H160L159 201H158V200L156 201V202H157V205H158V207H159V211H161V210H160L161 208H162V209H165L167 206H168L169 208L172 207V208H170L171 210H169V208H166V209H168L167 212H169V213L173 214V216H175V213H176L177 211H179V210H182V208H184V207H185V209H186V207H187V209H191V210L196 209V211H198V210H202L203 207H204V209L209 208V207H208V204H211V203L216 204V203H214L215 200H206V198L204 197V194H203V193H205V192L207 191V187H208V186L206 187V185H205V189H204L205 192H204V191H203L204 186H203ZM210 184H211V185H210ZM216 184H217V183H216ZM78 185L80 186V184H78ZM95 185H96V186H95ZM104 185H106V187H105ZM107 185H108V186H107ZM112 185H113V186H112ZM152 185H154V184H152ZM162 185L160 184L159 186H162ZM177 185H178V183H177ZM177 185H176V187H177ZM75 186L77 187V185H75ZM94 186H95L96 188H95ZM97 186H98L99 188H97ZM101 186H102V187H101ZM111 186H112V187H111ZM139 186H140V185H139ZM146 186H147V185H146ZM146 186H145V187H146ZM168 186H169V185H168ZM168 186H167V187H168ZM178 186H179V185H178ZM181 186H182V184L179 186V188H180ZM184 186H185V185H184ZM202 186H203V187H202ZM0 187H1V188H0V194H3L4 189L7 187V185H5V186H4V185H3V186L1 185ZM80 187H81V186H80ZM80 187H78V189H79ZM107 187L109 188V191H108V188H107ZM116 187H117V188H116ZM132 187L129 189V191H130V190H134V189H132ZM173 187H174V186H173ZM100 188H101V189H104V188H105V190H107V191H104V190H103V191H104V194H103L102 196L99 194V193H100ZM112 188H113V189H112ZM119 188H120V189H119ZM122 188H124L123 190H125L127 193H126L125 191H124L125 193L121 192V191H123ZM142 188H143V186H142ZM147 188H148V187H147ZM149 188H150V187H149ZM151 188H152V186H151ZM151 188H150V189H151ZM154 188H155V186H154ZM158 188H159V187H158ZM163 188H164V187H163ZM171 188H172V185H171ZM177 188H178V187H177ZM179 188H178V190H176V193H178V191H179V192L181 191L182 188H181V189H179ZM187 188H188V187H187ZM190 188H189V189H190ZM200 188H202V190H201ZM76 189H77V188H76ZM110 189H111V190H110ZM115 189H116V190H115ZM137 189H138V188H137ZM140 189H141V188H140ZM145 189H146V188H144V192H146ZM156 189H157V188H156ZM189 189H188V191H191V193H193V192H192V189H190V190H189ZM94 190H95L96 192H95ZM98 190H99V191H98ZM119 190H121V191H120L121 193L119 192ZM135 190H136V189H135ZM168 190H169V188H168ZM170 190H171V189H170ZM170 190H169V191H170ZM172 190H173V188H172ZM184 190H186V189L183 188L181 192H185V193H186V191H184ZM89 191H90L92 194H90ZM139 191H140V190H139ZM141 191H142V190H141ZM141 191H140V192H141ZM149 191H150V190H149ZM149 191H148V192H149ZM154 191H155V189H154ZM158 191H159V189H158ZM163 191H164V190H163ZM169 191L166 192V193H169ZM201 191H202L203 193H201ZM21 192H23V188H21ZM83 192H84V191H83ZM94 192H95V193H94ZM132 192H133V191H132ZM134 192H135V191H134ZM140 192H138V193L140 194ZM171 192H173V191H171ZM78 193H79V192H78ZM78 193H77V194H78ZM107 193H108V194H107ZM154 193H157V192L155 191ZM166 193H165V194H166ZM174 193H175V192H174ZM185 193H184V194H185ZM105 194L108 195V197H106L108 200H107L106 198H104V197L106 196ZM114 194H115V195H114ZM135 194H136V192H135ZM142 194H143V192H142ZM144 194H145V193H144ZM151 194H152V192H151L149 195L151 196ZM158 194H159V193H158ZM162 194H163V193H162ZM170 194H171V193H169V195H170ZM172 194H173V193H172ZM181 194H183V193H181ZM79 195H80V194H79ZM95 195H97V196H96V197H97L96 200H95ZM131 195H132V194H131V192H130V195H129L128 197H130ZM133 195H134V194H133ZM149 195H147V196H149ZM152 195H153V194H152ZM159 195H160V194H159ZM175 195H176V194H175ZM177 195H180V194L178 193ZM193 195H194V196H193ZM197 195H198V194H197ZM92 196H93V197H92ZM137 196H138V195H137ZM160 196H161V195H160ZM162 196H163V195H162ZM165 196H166V195H165ZM170 196H171V195H170ZM102 197H103V198H102ZM156 197H157V196H156ZM193 197H194V199H193ZM198 197L201 198V199H199ZM203 197H204V199H203ZM76 198H77V197H76ZM98 198H100V199H98ZM123 198H124V199H123ZM195 198H196V199L198 198V200H195ZM18 199H19V197L15 196V195L12 197L13 203L11 204V207H14V208H19V207H21V205H20L19 203H17ZM92 199H93V200H92ZM101 199H102V201H101ZM103 199H104L105 201H107V204L109 205V207L107 206V204H106V205L104 204V203H106V202H104ZM75 200H76V199H75ZM78 200H77V201H78ZM88 200H89V201H88ZM162 200H164V201H165V200H169V201H165V202H164V201H162ZM216 200H218V201L221 200V201H219V202L221 203V205H224V204L226 203V201L223 200V199H216ZM222 200H223V201H222ZM120 201H121V202L123 201V202L121 203ZM209 201H211V202H209ZM68 202H69V203H68ZM86 202H87V203H86ZM96 202L99 203L100 207H99V205H98ZM101 202H102V203H101ZM114 202H115V203H114ZM168 202H169V203H168ZM216 202H217V201H216ZM74 203H75V201H74ZM82 203H83V204H82ZM89 203H90V205H89ZM94 203H96L97 206L93 205ZM112 203H114V204H113V208L110 207V205H111ZM200 203H203V204H205V205H202V204H200ZM69 204H70V205H69ZM164 204H165L166 206H164ZM195 204H196V205H195ZM53 205H54V206H53ZM103 205H104V206H103ZM114 205H115V206H114ZM118 205H119L120 207H119ZM217 205H218V204H217ZM221 205H220V206H221ZM70 206H71V207H70ZM92 206H93V207H92ZM94 206H95V207H98L99 209L94 208ZM101 206H103V207H101ZM105 206L108 207L107 210H106V207H105ZM111 206H112V205H111ZM162 206H163V207H162ZM191 206H192V208H190ZM197 206H201V207H198V208H197ZM218 206H219V205H218ZM23 207H24L25 211H27V204L23 205ZM80 207H81V206H80ZM104 207H105V208H104ZM117 207L120 208V209H118ZM121 207H122V208L124 207V208L122 209ZM181 207H182V208H181ZM188 207H189V208H188ZM194 207H195V208H194ZM206 207H207V208H206ZM211 207H213V205H212ZM211 207H210V208H211ZM93 208L96 209L97 211L95 210V211H96V212H95V211L93 210ZM100 208H101V210H103L102 212H101ZM103 208H104V209H103ZM115 208H116V209H115ZM175 208H176V209H175ZM179 208H180V209H179ZM200 208H201V209H200ZM109 209H112V211L115 212V213L113 212L114 215H113V213H110V212H112V211L107 212ZM121 209H122V210H121ZM172 209H173L175 212H173ZM178 209H179V210H178ZM187 209H186V210H187ZM213 209H214V208H212V210H213ZM215 209H217V208H215ZM221 209H222V208H221ZM98 210H99V212H98ZM212 210H211V211H212ZM182 211H183V210H182ZM182 211H181V213H180V211H179L178 213L182 215V214L185 212V211H183V213H182ZM203 211H204V210H203ZM203 211H202V213H201V211H200V213H201L202 215L204 214V212H205L206 210H205L204 212H203ZM214 211H215V210H214ZM94 212H95V213H94ZM97 212H98V213H97ZM100 212H101V213H100ZM105 212L108 213L109 216L106 215ZM119 212H118V213H119ZM192 212H193V211H191V214H192ZM207 212H208V209H207ZM207 212L205 213V216L208 215ZM86 213H87V212H86ZM102 213H104V214L106 215L105 218H104V215H103ZM178 213H176V214H178ZM197 213H198V212H197ZM197 213H195V214H197ZM79 214H78V215H79ZM93 214H94V216H93ZM100 214H102V215H100ZM111 214H112V215H111ZM179 214L176 215L175 217H179ZM198 214H199V213H198ZM201 214H200V215H201ZM206 214H207V215H206ZM210 214H211V212H210ZM73 215H74V217H73ZM91 215H92V216H91ZM98 215H100V217H99ZM193 215H194V213H193ZM211 215H213V216H217L218 214L215 215V214L212 212ZM102 216H103V217H102ZM195 216H197V215H194L193 219H196V218L198 217V216H197V217L195 218ZM205 216H204V220H205V219L207 220V217L205 218ZM213 216H211V217L209 216V217H208V220H209V219L212 220L211 218H212ZM70 217H71V221H70V219H69ZM72 217H73L74 219H73ZM88 217H90V218H88ZM201 217H202V216H201ZM91 218H92V219H91ZM159 218H160V219L162 218L161 214H159ZM198 218H199V217H198ZM216 218H218V220H219V217H218V216H217ZM80 219H79V221H80ZM87 219H88V220H87ZM104 219H105V220H104ZM111 219H112V218H111ZM201 219H202V218H201ZM3 220H4V217H3L2 214H0V227L3 226ZM73 220H74V221H73ZM84 220H83V221H84ZM99 220H100V221H99ZM114 220L112 219V221H114ZM206 220L203 221V219H202L201 222H198V223H201V225L204 224V225H203V228H204L205 224L208 223V222L210 221V220H209L208 222H206ZM61 221H63V223H61ZM76 221H77V219H76ZM76 221H75V222H76ZM98 221H99V223H98ZM212 221H213V220H212ZM212 221H210V222H212ZM214 221H216L215 218H214ZM89 222H90V221H89ZM110 222H111V220H109V223H110ZM217 222H218V221L213 222V223L215 224V223H217ZM106 223H107V224H106ZM191 223H192V222H191ZM193 223H194V222H193ZM208 224H209V223H208ZM208 224H206V226H207ZM214 224H213V226H215ZM217 224H218V223H217ZM102 225H101V226H102ZM210 225H211V224H210ZM99 226H100V225H99ZM211 227H212V226H211Z\"/></svg>",
	"mask_w": 264,
	"mask_h": 264
}]
</instances>
